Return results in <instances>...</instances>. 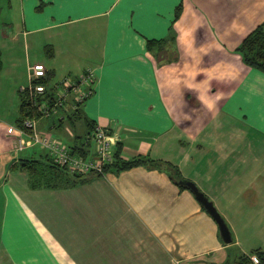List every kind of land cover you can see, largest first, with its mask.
Segmentation results:
<instances>
[{
  "label": "crops",
  "instance_id": "0c3cea01",
  "mask_svg": "<svg viewBox=\"0 0 264 264\" xmlns=\"http://www.w3.org/2000/svg\"><path fill=\"white\" fill-rule=\"evenodd\" d=\"M20 10L9 41L21 40L24 66L0 63V264H221L231 246L264 251V73L236 51L264 25V0H20ZM148 39H164L163 48L148 50ZM29 63L53 81L91 69L85 118L111 132L123 158L176 165L233 242L163 170L134 166L31 188L20 159L49 155L38 144L18 147L29 143L17 126ZM37 126L71 149L84 140L81 155L92 154L82 119Z\"/></svg>",
  "mask_w": 264,
  "mask_h": 264
},
{
  "label": "trees",
  "instance_id": "16d2710c",
  "mask_svg": "<svg viewBox=\"0 0 264 264\" xmlns=\"http://www.w3.org/2000/svg\"><path fill=\"white\" fill-rule=\"evenodd\" d=\"M181 12V4H179L174 12V21L179 17ZM173 21V22H174ZM164 39H148L146 41V47L148 50H154L153 48L158 45V49L163 48ZM236 51L240 54L243 62L254 69H257L264 73V25H257L252 31H250L237 46ZM1 63V62H0ZM47 86L51 84V77L46 76L40 80ZM55 82V81H54ZM51 87H47L46 92L48 93V101L52 102L51 98L53 92ZM42 98H46L45 93L38 95L36 98L29 96L28 90H20L19 88V104H18V119L17 126L20 129H24L23 121L26 118L41 119L46 118L42 114V110L39 106ZM65 117H69V121L74 123V119H82L88 126L87 135L90 134L94 125L84 115L80 106L75 110L69 111ZM89 128L91 130L89 131ZM78 154H87L89 152L88 146H85L84 142H80L74 146H71ZM121 145L117 142L114 143L113 149V160L111 163L104 167L103 174H88L78 175L69 172L67 169L55 165L51 158L45 155L39 159L22 158L19 161L17 167L26 171L28 174L29 186L33 189L36 188H65L82 184L90 180L91 177H100L107 172L118 174L123 170L130 169L134 166H144L149 169H159L166 171L170 179L176 183L181 189H188L184 184H179V180L184 177L181 175L178 167L168 161L153 159L147 155H137L131 158H123ZM203 208V206H202ZM204 209V208H203ZM205 210V209H204ZM232 236V235H231ZM233 242V238H232ZM251 255H254L258 260V264H264V251L257 248L250 253H242L235 247H228L226 249V258L221 264H254L251 259Z\"/></svg>",
  "mask_w": 264,
  "mask_h": 264
},
{
  "label": "built area",
  "instance_id": "2783aa9c",
  "mask_svg": "<svg viewBox=\"0 0 264 264\" xmlns=\"http://www.w3.org/2000/svg\"><path fill=\"white\" fill-rule=\"evenodd\" d=\"M28 83L20 86V90H28L29 96L36 98L38 95L45 93L46 98H42L39 103L41 112L44 117L66 116V112L75 110L82 105L94 92V73L91 69H86L77 75L67 74L60 80L51 82L46 85L40 80L46 78V69L42 64L27 65ZM47 87H51L52 102L48 101ZM24 129L19 128L20 133L28 135L29 143L22 140L19 141V148H23L28 144H38L46 149L52 162L71 173L78 175L103 174L104 167L113 160V136L111 132L99 125L95 124L90 134L86 136V143L92 142V154L82 156L73 151L67 144L52 134L42 132L38 129L37 119L26 118L23 121ZM254 264H258V260L251 257Z\"/></svg>",
  "mask_w": 264,
  "mask_h": 264
},
{
  "label": "rangeland",
  "instance_id": "374dc122",
  "mask_svg": "<svg viewBox=\"0 0 264 264\" xmlns=\"http://www.w3.org/2000/svg\"><path fill=\"white\" fill-rule=\"evenodd\" d=\"M20 11H21L20 10V0H0V60H1V64L3 63L5 66H10L12 63H14V65H16L19 68V71L24 66L25 50H24L23 44L20 39L10 42L9 36L16 34L20 30V25H19ZM1 53H2V56H1ZM81 72L77 74H80ZM54 79H52L50 82H54L53 81ZM58 80H55V81H58ZM16 103H17V99L14 104L15 108H16ZM63 143L67 144V140L63 141ZM254 238L258 240L259 236L254 235ZM249 251L250 249L247 250V252Z\"/></svg>",
  "mask_w": 264,
  "mask_h": 264
},
{
  "label": "water",
  "instance_id": "95a60500",
  "mask_svg": "<svg viewBox=\"0 0 264 264\" xmlns=\"http://www.w3.org/2000/svg\"><path fill=\"white\" fill-rule=\"evenodd\" d=\"M179 184H184L194 194L199 203L203 206L205 211L215 220L218 226L219 234L224 243L229 244L232 242L231 230L224 218L216 209L215 205L209 198L197 187V185L188 179L179 180Z\"/></svg>",
  "mask_w": 264,
  "mask_h": 264
}]
</instances>
